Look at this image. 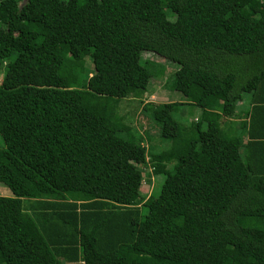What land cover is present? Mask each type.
I'll return each mask as SVG.
<instances>
[{
  "label": "trees",
  "instance_id": "trees-1",
  "mask_svg": "<svg viewBox=\"0 0 264 264\" xmlns=\"http://www.w3.org/2000/svg\"><path fill=\"white\" fill-rule=\"evenodd\" d=\"M21 1L0 0V264H264V0ZM145 52L187 100L143 104L159 151L117 113Z\"/></svg>",
  "mask_w": 264,
  "mask_h": 264
},
{
  "label": "rangeland",
  "instance_id": "rangeland-1",
  "mask_svg": "<svg viewBox=\"0 0 264 264\" xmlns=\"http://www.w3.org/2000/svg\"><path fill=\"white\" fill-rule=\"evenodd\" d=\"M23 1H21V3H23ZM143 57L155 61L156 63L163 64L165 67L164 72L162 75H160V77H157L154 80L156 71L160 70V64H155L154 66H152L151 70L153 71L154 76L150 79L147 90L140 96L141 100L139 101L138 97H130L120 100L117 113L123 116L124 121L132 125L135 130L141 134V136L143 137L144 145L148 146L149 149H157L159 151L167 149L170 146V140L162 138L160 136L159 125L152 120L151 122H149V117L147 116V113L142 114L141 111L143 104L147 102H151L153 104L170 101L183 102L187 100L179 91L175 90L172 85L174 81V75L172 76V74L177 68V66L175 68L176 64H171L170 62L158 57L157 55L151 52H145L143 54ZM83 68L85 69V72L88 73L93 70L89 57L85 58ZM168 75L171 76V79L166 82L165 79ZM199 111V107L182 104L177 108L178 116L176 115V118L179 122L188 124L191 120L199 116ZM151 171V168L145 169V182L142 184L143 187L141 189L142 192L140 194V197L142 198H146L151 192L155 191L157 187L159 188L162 183L160 176H153ZM147 179H149L150 182H148ZM6 188L7 187H5L3 184H0V193L7 194L8 192V194H10L9 190Z\"/></svg>",
  "mask_w": 264,
  "mask_h": 264
},
{
  "label": "crops",
  "instance_id": "crops-1",
  "mask_svg": "<svg viewBox=\"0 0 264 264\" xmlns=\"http://www.w3.org/2000/svg\"><path fill=\"white\" fill-rule=\"evenodd\" d=\"M244 101H245V99H244L243 101L240 102V104H239L240 107L243 106ZM236 112H237V111H236ZM239 119H242V118H241V117L238 118L237 115L234 116L233 119H232V120H234V122L236 123V126H237V121H238ZM244 139H245V138H244Z\"/></svg>",
  "mask_w": 264,
  "mask_h": 264
}]
</instances>
